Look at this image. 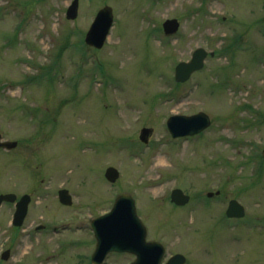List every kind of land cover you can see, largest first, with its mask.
<instances>
[{
    "label": "rangeland",
    "instance_id": "rangeland-1",
    "mask_svg": "<svg viewBox=\"0 0 264 264\" xmlns=\"http://www.w3.org/2000/svg\"><path fill=\"white\" fill-rule=\"evenodd\" d=\"M70 2L0 0V134L18 141L0 149V193L31 196L18 227L14 205L0 206V264H92L86 217L120 193L135 199L146 238L165 245L161 264L174 253L185 264H264V0H79L68 19ZM104 5L113 26L92 49L84 35ZM166 18L178 19L175 33L163 32ZM196 47L214 55L177 83L174 66ZM198 111L211 124L172 138L167 117ZM177 187L189 203L171 202ZM231 198L244 217L225 216ZM134 258L109 253L104 264Z\"/></svg>",
    "mask_w": 264,
    "mask_h": 264
},
{
    "label": "water",
    "instance_id": "water-1",
    "mask_svg": "<svg viewBox=\"0 0 264 264\" xmlns=\"http://www.w3.org/2000/svg\"><path fill=\"white\" fill-rule=\"evenodd\" d=\"M78 0H72L66 10V17L73 19L77 15ZM112 9L106 5L96 14L94 21L85 35L86 43L100 48L112 25ZM177 19H166L163 23L165 33H173L178 29ZM213 55V52L210 53ZM207 51L198 47L192 52L189 61H180L175 67V79L185 81L197 69L201 68ZM210 124L208 115L202 111L193 115L174 114L167 120V126L175 136L195 134L205 129ZM150 129L144 127L141 129L140 138L147 141ZM16 141H1L0 146L12 148ZM264 156V149H263ZM119 176V171L108 166L105 170V177L109 181H115ZM211 195L212 193H208ZM16 195L14 193L0 194V204L3 200L13 201ZM58 197L61 203L70 204L71 196L68 190L63 188L58 191ZM171 198L176 203H184L188 196L184 195L181 189H173ZM29 196L23 195L16 202V209L13 214L12 223L20 225L27 211ZM228 216H243L244 207L236 199H231L226 211ZM94 234L96 237V248L92 255V261L100 263L110 250L127 251L136 255L132 264H160L165 248L157 241H146V230L139 217L136 214L134 199L129 194H121L116 199L111 210L92 222ZM9 250L2 252L1 257L7 259ZM184 257L181 254H175L166 262V264H182Z\"/></svg>",
    "mask_w": 264,
    "mask_h": 264
}]
</instances>
